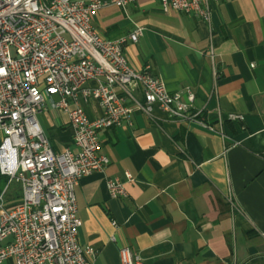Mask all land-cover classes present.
Wrapping results in <instances>:
<instances>
[{"label":"crops","instance_id":"0c3cea01","mask_svg":"<svg viewBox=\"0 0 264 264\" xmlns=\"http://www.w3.org/2000/svg\"><path fill=\"white\" fill-rule=\"evenodd\" d=\"M91 23L110 39L143 27L123 46L130 66L149 63L167 90L194 93L206 122L223 119L219 134L155 106L154 119L135 110L131 124L98 131L109 162L74 191L77 241L94 249L92 264H119L121 247L143 264H264V0H216L208 22L137 0L102 7ZM82 107L90 119L101 114L97 101ZM37 120L54 151L76 150L64 111ZM113 177L124 196H109Z\"/></svg>","mask_w":264,"mask_h":264},{"label":"built area","instance_id":"2783aa9c","mask_svg":"<svg viewBox=\"0 0 264 264\" xmlns=\"http://www.w3.org/2000/svg\"><path fill=\"white\" fill-rule=\"evenodd\" d=\"M136 1L0 0V264H92L94 249L77 241L74 191L80 177L109 162L99 152V130L131 124L135 110L154 119L156 106L169 119L222 134L223 119L217 118V128L206 122L202 108L192 106L190 89L167 90L149 63L130 66L123 46L136 42L143 27L115 39L93 27L98 9ZM157 1L163 11L208 22L216 0ZM89 100L101 108L92 119L82 107ZM48 109L67 114L76 150H53L37 120ZM124 178L132 181L128 171ZM106 186L112 198L125 195L117 177L107 178ZM55 214H65V221H55ZM118 254L119 264H143L128 247Z\"/></svg>","mask_w":264,"mask_h":264},{"label":"bare ground","instance_id":"6f19581e","mask_svg":"<svg viewBox=\"0 0 264 264\" xmlns=\"http://www.w3.org/2000/svg\"><path fill=\"white\" fill-rule=\"evenodd\" d=\"M55 221H65V214H55Z\"/></svg>","mask_w":264,"mask_h":264},{"label":"rangeland","instance_id":"374dc122","mask_svg":"<svg viewBox=\"0 0 264 264\" xmlns=\"http://www.w3.org/2000/svg\"><path fill=\"white\" fill-rule=\"evenodd\" d=\"M4 182H5V179H0V189L3 187ZM12 187H13V186H11V188H12ZM3 264H8V263H7V261H6V262H4Z\"/></svg>","mask_w":264,"mask_h":264}]
</instances>
